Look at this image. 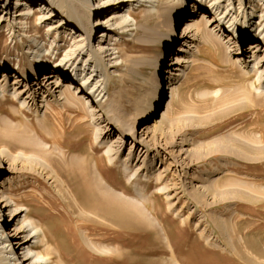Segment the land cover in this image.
<instances>
[{
  "label": "rangeland",
  "instance_id": "1",
  "mask_svg": "<svg viewBox=\"0 0 264 264\" xmlns=\"http://www.w3.org/2000/svg\"><path fill=\"white\" fill-rule=\"evenodd\" d=\"M157 1L154 6L148 0L126 3L117 15L125 16L126 21L119 23L118 19L114 25L117 28L111 32L108 27L97 29L98 16H91L92 48L100 43L103 48H111L108 54L112 53L102 58L106 72H101L98 89L104 93L113 83L107 75L119 83L96 107L86 106L89 112L95 113L91 119L76 104L61 100L62 86L55 92L61 101H49L48 106L46 91L55 85H48L51 78L41 79L44 73L51 74L55 65L60 66L64 50H69L75 41L83 55L87 52L86 40L79 42L85 37L82 26L81 31L71 28L79 21L76 13L69 10L71 14L67 16H54L45 9L32 19L39 27L36 30L29 21L18 20V5L15 7L16 1L9 0L8 23L0 22V67L3 58L8 59V66L13 70L20 65L16 73L26 75L28 93L34 100L26 98L25 82L20 81L15 86L16 93L24 90L19 93V99L26 98L29 103L23 111L15 112L5 126L7 136L1 138L8 140L9 145L0 139V149L7 152L5 156L0 154V178L11 181L5 192L24 199L29 195H44L43 200L61 201L66 208L68 203H74L73 189L81 186L85 189L78 200L81 198L82 204L90 208L84 198L88 186L94 185L92 174L98 162L104 177L119 186L115 190L111 188L112 192L123 198L119 192L135 196L138 188L144 198L138 203L132 200L133 204L125 198L128 202L124 204L134 217H128L131 226L127 225V238L116 237L108 244L105 242L108 249L97 254L100 255L97 261L87 258L82 264H264V75L259 81L256 71L223 66L218 61L215 44L198 38V47L192 46L187 54L189 60L185 59L182 67L184 75L172 95L167 90L161 102L152 101L153 116L138 124L134 99L152 89L156 67L163 76V88L167 87L168 75L164 70L178 49L177 43L166 45L167 37L178 33L184 20L194 16L195 3L200 0ZM213 1L205 0L211 7L220 5L217 13L231 2L228 7L231 11L223 20L228 31L232 30L230 24L235 15L240 18L244 6L245 14H250L249 6L253 4L251 0H242L237 10L238 0L223 3L216 0L211 4ZM162 2L165 15L157 25L156 12L163 6ZM257 2L260 7L251 23L256 25L264 8L263 0ZM181 10L187 16L179 21ZM109 12L99 17L102 19ZM107 19L109 16L104 21ZM213 22H201L200 27L217 43L227 46L214 35L210 28ZM25 28L30 30L24 32ZM250 42L238 41L235 46L243 54V57L238 55L243 61L256 57L252 56ZM37 49L43 50L39 57L35 56ZM192 51L196 52L194 57ZM258 54V59L262 58L263 54L254 55ZM80 57L71 69H76ZM87 57L88 53L84 59ZM29 62L33 70L28 74ZM112 64L115 66L110 67ZM258 66L264 68V62ZM9 74L12 92L15 74L12 71ZM46 80L45 86L40 85ZM149 94L145 93L141 110L152 100ZM113 107L118 111L112 112ZM106 130L108 134L104 135ZM109 148L116 166H109L107 161ZM146 162L149 167L144 171L142 164ZM137 174L142 177L135 186L132 182ZM112 197L113 205H121L116 195ZM0 206L3 210L2 203ZM9 218L3 210L0 225L5 221L6 225L0 228L1 233L12 231L13 222ZM100 234L102 231L98 230L99 237ZM19 251L20 248L14 249L15 258H22Z\"/></svg>",
  "mask_w": 264,
  "mask_h": 264
},
{
  "label": "bare ground",
  "instance_id": "2",
  "mask_svg": "<svg viewBox=\"0 0 264 264\" xmlns=\"http://www.w3.org/2000/svg\"><path fill=\"white\" fill-rule=\"evenodd\" d=\"M15 1H16L15 7L18 5L17 6L18 13L16 14L18 20L21 22L25 21V23L29 21L32 24V26L35 27L36 30L39 29V27L36 26V23L33 22L34 20L32 19L38 13H43L45 9H48L47 13L53 12L54 16L57 15H60L62 17L67 16L71 14L69 13V10L70 12H72L73 10L74 13H76L79 21L76 20V25L74 26L72 25L71 28L72 30L74 29L77 31L79 30L81 31L80 28L82 26L85 32L84 33L85 37L79 42L83 43V41L86 40V44H87L86 53H88V57L84 59L86 53L85 55H83L81 53L82 49L78 50L79 49L78 47L80 45H78V43L75 41L74 44L70 46L69 50L67 51L64 50V54L61 59L60 66L55 65L52 68V71H50L51 74H48L49 72L44 73L41 79L42 81H44L46 77L48 79L51 78L48 85H51L52 83H54L55 85V87L52 86L51 88L46 87L47 99L45 101L48 106L50 105L49 101L60 102L61 100H64L65 102H69V104L70 103L76 104L83 112L86 113L87 117H90L91 119L95 118V113L89 112L86 106L90 105L91 107L93 106L96 107L97 104H100L103 101V98L106 96V94L107 95L112 94L113 92L112 89L117 88L119 83L118 80L116 81V79L114 80L112 76L107 75V78L113 83L109 85L108 90H106L104 93L102 90L98 89V81H100L99 79L101 78V72L102 73L106 72L105 64L101 63L102 58L111 55L112 53L108 54L111 48H109L108 46L107 48H103L101 47L100 43L97 45V48L95 49L92 48L90 44V40H91L90 36L92 32V27L90 26V18L91 16H98V18L96 19V26H98L97 29H102V28L105 29L106 27H108L107 29L109 30V32H111V30H115V28H117V26L114 27V25L118 21L119 23L120 22L124 23L125 16L120 15V17H117V15L121 13L122 11L121 9H123L124 5L126 3H129L131 5L133 1H137V0H15ZM148 1L149 2L151 1L152 6H154L153 3L154 1L157 0H148ZM215 1L216 0H214L211 4L215 3ZM224 1H229V0H223L222 3ZM241 1L242 0H238L239 6L237 10L241 8ZM251 1H253V4L249 6L250 14L248 15L247 13L245 14V6H244V8H242L240 12L241 13L240 18H238V14L235 15L234 21L230 24V26H232L231 31H228V29L225 28V26L223 25V20L227 18V16L231 11L228 9V7L231 5V2L229 4L224 5L225 8L222 6L219 13L216 12L220 8L219 4L215 6L213 5L211 7L208 2H205V0L204 1L200 0L195 3V8L197 11L193 12L194 16L188 17L184 20V22L179 28L178 33H176L175 35H173L172 33V37L171 36L167 37L166 45H168L169 47L175 43L178 44L177 51L175 52L174 55H172L171 58L172 61H170V63L167 64L166 70H164V73L166 71V74L168 75L166 78V82L168 84L167 87L163 88V85L161 84V81L163 82V76L159 73V68L156 67L154 70L156 79H154L152 89L150 91H147L148 94L150 93L149 95H151L152 100L150 102H147L145 104V108L141 110L140 109L141 101H143L144 95L145 93L147 94V92L139 93L134 99L135 103L133 105V108L137 114L138 124L149 121L153 116V112L151 110L152 101L154 103L161 102V98H162L161 96H164L165 91L167 90H169V92L172 95L176 83L179 82V80L184 75L182 67L184 65V60L187 59L186 58L187 54L190 53L192 46L196 47L195 49H197L198 47L197 44L198 38H200L201 40L204 39L208 43L215 44L214 47L219 53L218 61L219 63L221 62L222 64H224L223 66H228L231 69L240 67L241 69H244V72L248 70L256 71L257 75L259 74L258 80L259 81L261 80V77L264 75V68L260 69L258 65L261 62H264V8L261 9V11L259 12V20H257L258 21L257 25L251 24L254 15L257 12V9L260 7L259 2L255 3V0H251ZM164 3L163 6L160 5L158 7V13L156 12L157 15L156 18H158L157 25H159L160 19L163 18V14H164L163 8H165ZM261 5H264V0L261 3ZM214 7L215 9L214 11H212ZM10 8H11V4L9 3V0H0L1 24L5 21H7L8 23L7 16ZM107 11H110L109 14L107 15L109 16V19L104 21V18H106L107 16L102 17V19L99 16L103 15ZM198 11L199 13L197 14ZM226 12L227 14H225ZM2 14L4 15L2 16ZM205 14H208L209 16H205ZM178 15H180L181 17L179 21H181V19L187 16L185 10H181ZM4 16L6 17L3 18ZM200 16L202 18L201 20H199ZM13 21H15V19H13ZM211 21H214L212 24H210V28L212 27V31L214 32V35L218 37V39L221 40V42H224V44H226L227 46L221 45L222 43L221 44L217 43L215 39H213L206 31H204L205 29L203 27H200L201 22L208 24ZM101 24L103 26L99 27V25ZM253 25H256V28L254 30H251L253 28ZM12 29L13 28L11 26L10 30L12 31ZM235 29L236 31H234ZM27 30L29 31L30 29L25 28L24 32H26ZM256 32L257 34H255ZM75 38L76 37L73 36V34H71V39L75 40ZM238 41L242 43H244L245 41H251L248 45L251 48L250 51H253L252 56L254 57L256 56V57L252 60L243 61V59H241L240 57V56L243 57V54L237 52V49L235 48ZM195 42L197 45L195 44ZM53 49H55V46L53 47ZM42 52L43 50L41 51L37 49L35 52V56L39 57L42 54ZM192 53L193 54H191V56L194 57L196 52L192 51ZM255 53L263 54L262 58L258 59L259 54L254 55ZM79 56H81L80 62L76 65V67H74L76 69L75 70L73 68L71 69V67L75 64ZM53 57H54V62H56L55 59H58L57 54L55 53ZM188 60L189 59H187V61ZM250 63H252V65L249 68ZM1 64L2 66L0 67V72H1L0 74V139H2L1 137L3 136H7L5 126L7 122H10V120L14 118L16 114L15 112H20L21 109L23 111L24 110L23 107H27L29 101L26 102L25 99L30 97V100H32V102L34 100V98L28 93L29 89L27 88V84H26V79H27L26 75L24 74L19 75L16 73V71L20 69V65L16 67L14 70L11 69L8 66L7 58H3ZM28 64H29L28 65L29 69L27 72L29 74V72H32L33 70V65L30 62ZM45 64L47 65V63ZM113 66L115 65L112 64L110 67ZM70 69L71 71L69 72ZM11 71L15 74L14 76H12L13 77L12 86L14 87V89L12 88L13 90L12 92L11 89H9L10 84L8 81V76L10 75L9 72L11 73ZM20 81L25 82L24 89H26L27 91L26 98L23 101H20L18 95L19 93H22L24 90L18 93H16L15 90V86L19 85ZM47 81L48 80H46L44 84H40V85L45 86ZM33 85L34 86L38 85V89H41L37 81H33ZM60 86L64 88L62 93H60L62 99L60 97L57 98L55 96L56 89ZM52 88H54V90H51ZM114 111L117 112L118 110H115L113 107L112 112ZM120 129L122 131L125 130V128L123 129L122 124ZM7 132L10 133L9 131ZM107 134H108V130L104 132V135ZM131 136H133L132 133ZM2 140H4L5 143H7L8 141V140L6 141L5 139ZM7 145L9 144L7 143ZM110 151H111L110 148L107 149V155H109ZM6 153L7 152H5V150L0 149V154L2 156H5ZM143 153H147V150H144ZM107 161L109 163V166L115 165V162L113 161V158L110 157V155L107 157ZM98 166H100L98 162L95 163L96 174L92 172L94 185L90 187L88 186V194L86 195L87 197L84 198L85 200L84 202L89 203L90 208H86L82 204L81 198L80 200H78V197H80L79 194L83 192V190L85 189L84 187L77 186L76 187L77 190L75 189V191L73 189L74 203L73 204L71 202L68 203V205H66L67 207L65 208L64 207L65 205L63 206L61 201L55 202L53 200H43L44 195H41L39 197L35 195H29L28 198L25 196L26 199H24L23 196L21 197L17 196L18 198L17 197L14 198L13 196L5 192V189L8 188V184L9 186L11 185L10 184L11 181L0 178V204L3 203L2 204L4 208L3 210H6L8 216L10 217L8 220L10 222H13V228L10 233L5 234L3 232L2 233L0 232V264H25L26 262L27 264H82V261L87 258H92L94 261H97L99 259V256L108 249L104 244L105 242H107L108 244V242H111L112 239H115L116 237L117 239H122V240L127 238L128 236L127 225L130 224L129 220L131 219L130 217L132 216L130 215L132 214L128 210L127 206L124 204V201L128 202L129 199L130 202L133 200L138 203V201H140L141 199L143 200L144 196L142 193L138 192V188L136 187L137 190L134 189L136 190L135 196L119 192L120 195H123L122 196L123 198H121V196H118V194L112 192V189L115 190L119 188V186L116 185L115 183H111V181H108L101 173V168H99ZM148 167L149 164L147 162L142 164V170L147 171ZM124 169H128V165H124ZM51 171L53 170L51 169ZM97 175L105 181L101 182L100 181L101 179L99 180L98 177H96ZM145 176L147 177V174ZM141 177H142L141 175L137 174L134 178L135 181L132 183H134L135 186H137ZM80 185H83V183ZM112 195H116V197H118L116 201H118V203H120L121 205L115 206V204L114 205L112 204L113 202H110L113 201L112 199L110 200V197H112ZM131 203L133 204V202ZM86 206L89 207L88 205ZM3 210L0 209V218L1 215H3ZM128 217L130 218L129 220ZM86 221H89V223H86ZM4 225H6V221L2 223V226L0 225V228L3 227ZM98 230L102 231L100 237L98 235ZM17 247L20 248L19 255L23 254L22 258L19 257L15 258L14 256V249H18ZM30 253L32 255H30ZM21 259L22 261H20ZM17 260L19 262H17Z\"/></svg>",
  "mask_w": 264,
  "mask_h": 264
}]
</instances>
